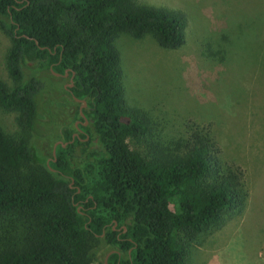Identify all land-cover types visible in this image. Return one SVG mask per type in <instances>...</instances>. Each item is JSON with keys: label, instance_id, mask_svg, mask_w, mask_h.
I'll return each instance as SVG.
<instances>
[{"label": "trees", "instance_id": "1", "mask_svg": "<svg viewBox=\"0 0 264 264\" xmlns=\"http://www.w3.org/2000/svg\"><path fill=\"white\" fill-rule=\"evenodd\" d=\"M186 25L184 14L136 0H0L15 83L0 80V108L34 129L43 83L35 75L22 82L27 62L67 71L68 92L82 107L47 164L24 136L0 128V264H94L102 242L107 264H186L200 236L243 211L244 172L223 159L209 127L191 125L186 138L163 141L124 96L116 37L150 34L177 48ZM86 136L99 146L83 148L75 163ZM133 136H144L142 151L128 146Z\"/></svg>", "mask_w": 264, "mask_h": 264}, {"label": "rangeland", "instance_id": "2", "mask_svg": "<svg viewBox=\"0 0 264 264\" xmlns=\"http://www.w3.org/2000/svg\"><path fill=\"white\" fill-rule=\"evenodd\" d=\"M136 2L182 13L187 25L177 48L162 47L150 34L116 37L127 104L147 114L163 141L186 138L191 125L209 127L223 159L243 170L249 190L243 211L200 236L186 264H264V0ZM9 46L0 29V80L13 87L5 64ZM31 75L43 83L34 129L26 131L17 112L3 108L0 128L12 137L24 136L47 164L63 130L75 128L80 103L68 92V74L57 76L27 62L22 82ZM80 141L91 142L74 147L75 163L99 146L94 137ZM143 141L144 136L126 139L138 151ZM109 248L100 244L94 264L104 263Z\"/></svg>", "mask_w": 264, "mask_h": 264}, {"label": "water", "instance_id": "3", "mask_svg": "<svg viewBox=\"0 0 264 264\" xmlns=\"http://www.w3.org/2000/svg\"><path fill=\"white\" fill-rule=\"evenodd\" d=\"M54 74L55 75H57V76H62L61 74H59V73H56V72H54ZM65 75H67V71L63 74V76H65ZM71 86V84H69L68 85V88ZM74 100H76V101H80L79 99H77V98H73ZM83 105H85V102L83 101ZM81 106L79 107V111H80V114H81V116H82V112H81ZM80 121L79 120H77L76 121V123H75V126L77 127V124L79 123ZM84 123H86V121L84 122ZM59 143H61V141H57L54 145H53V148H52V156L54 157L55 156V150H56V146H57V144H59ZM62 145H65L64 143H62ZM107 255L108 254H106V256H105V259H104V264H107Z\"/></svg>", "mask_w": 264, "mask_h": 264}, {"label": "flooded vegetation", "instance_id": "4", "mask_svg": "<svg viewBox=\"0 0 264 264\" xmlns=\"http://www.w3.org/2000/svg\"><path fill=\"white\" fill-rule=\"evenodd\" d=\"M78 125V124H77ZM76 127V126H75ZM75 135H77V132H75L74 134H73V136H75ZM85 138H88L87 136L85 137ZM116 225V223H114V226ZM114 226H113V228H114ZM124 227V226H123Z\"/></svg>", "mask_w": 264, "mask_h": 264}]
</instances>
